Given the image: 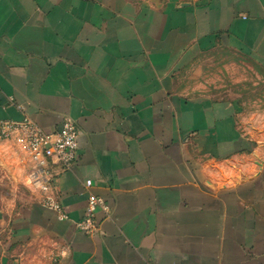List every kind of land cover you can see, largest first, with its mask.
Here are the masks:
<instances>
[{"label":"crops","instance_id":"1","mask_svg":"<svg viewBox=\"0 0 264 264\" xmlns=\"http://www.w3.org/2000/svg\"><path fill=\"white\" fill-rule=\"evenodd\" d=\"M220 52L264 72V0H0V121L77 130L46 193L0 141V264H264V135L193 89Z\"/></svg>","mask_w":264,"mask_h":264},{"label":"built area","instance_id":"2","mask_svg":"<svg viewBox=\"0 0 264 264\" xmlns=\"http://www.w3.org/2000/svg\"><path fill=\"white\" fill-rule=\"evenodd\" d=\"M19 132L23 150L30 162L28 177L30 183L42 193L48 192L55 178L54 165L63 170H70L77 158V130L69 119L62 121L60 130L44 132L25 118L21 122L0 121V141L9 139ZM87 211L82 220L76 222V230L93 235L97 230L96 211H101L108 217L109 206L103 199L89 195ZM43 205L49 207L60 221H67V214L58 202L43 200Z\"/></svg>","mask_w":264,"mask_h":264},{"label":"rangeland","instance_id":"3","mask_svg":"<svg viewBox=\"0 0 264 264\" xmlns=\"http://www.w3.org/2000/svg\"><path fill=\"white\" fill-rule=\"evenodd\" d=\"M193 89L227 100L237 109L240 124L264 135V72L241 56L213 53L199 62Z\"/></svg>","mask_w":264,"mask_h":264}]
</instances>
